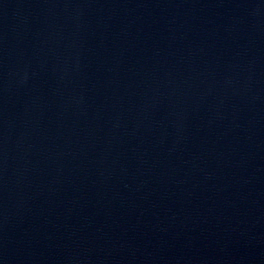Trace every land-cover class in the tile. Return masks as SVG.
<instances>
[{
  "label": "water",
  "instance_id": "water-1",
  "mask_svg": "<svg viewBox=\"0 0 264 264\" xmlns=\"http://www.w3.org/2000/svg\"><path fill=\"white\" fill-rule=\"evenodd\" d=\"M0 264H264V0H0Z\"/></svg>",
  "mask_w": 264,
  "mask_h": 264
}]
</instances>
